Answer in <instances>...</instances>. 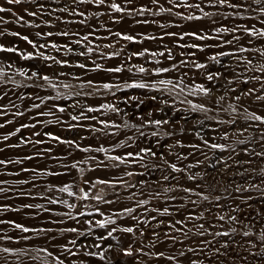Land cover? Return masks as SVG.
I'll return each instance as SVG.
<instances>
[{
    "label": "snow or ice",
    "instance_id": "snow-or-ice-1",
    "mask_svg": "<svg viewBox=\"0 0 264 264\" xmlns=\"http://www.w3.org/2000/svg\"><path fill=\"white\" fill-rule=\"evenodd\" d=\"M24 2L25 0H5L7 5H20ZM29 2L35 5L36 10L25 8L26 16L40 18L42 23L26 20L24 15H19L11 7L3 5H0V13H11L17 24L23 23L30 28L41 29L42 25L51 27V19H43L47 16L66 26L78 24L86 27L88 31L86 34H81L80 31H72L68 27L55 33L38 30L35 32L37 38L53 36L68 38V42L65 43L54 41L39 43L30 39L28 35H22L18 31L9 32L7 28H3V25H7L11 21L0 15V29H2L0 37L5 35L18 37L34 50L21 51L16 46H5L0 43V52L14 53L25 61L40 58L44 62L43 68L29 70L24 67H16L10 57L7 61H0V100L5 99L9 92L28 88L32 90L30 94L19 92L16 98L20 101L25 99L39 101L32 103L30 108L24 110H19L20 105L10 101L11 108L17 109L11 112L13 117H24L25 112L37 110L35 116L29 117L34 122H19V126L15 127L14 131L0 137V140L7 142L10 137L21 133L18 143L6 146L20 148L22 145H31L35 157L25 155L22 159L16 160L0 159V165H22L24 161H32L34 158L41 157H47L54 161L71 159L70 164L61 163L59 165L63 169L62 171L22 167L17 172L7 174L19 176L20 172H23L32 173L34 176H50L59 179L71 175L72 170H75L79 174L78 178L73 177L71 180H59V182L48 181L45 191L38 195L34 196L31 191H20L19 196L30 200L43 199L47 201L48 205L62 204L68 209H77V211L75 214L71 211L53 212L51 207H46L42 203H24L20 207H13L10 203H0V214L19 213L21 209L42 210L51 214L48 218L49 225L65 224V220L62 218H52L54 215L67 217L76 225L83 224L86 227L83 229L77 226H63L58 229L52 226L37 227L28 226L25 222H18L16 219L0 218V225L6 226L0 227V264H90V260L85 258H95L104 264H114V261L120 257L133 258L135 264H151L153 260H165L171 264H206V262L207 264H225L226 259L231 261V264H249L250 260L253 264H264V227L258 232L254 230L256 223L264 221V212L259 209L254 210L260 219L248 221L247 218L251 217L253 212L245 211V209L252 208L253 190L261 200H264V168L249 170L244 165H250L251 159L241 160L239 158L243 154L246 157L264 159V0H166L167 7L164 6L162 0H139V2L138 0H70V3L65 0L64 6L58 7H52L51 3L61 5V0H51V3L49 0H43V2L29 0ZM77 5H96L105 8L106 11L79 10ZM154 9L157 10L154 11ZM174 9L188 10V13L185 14L180 10L174 11ZM206 9H215V11ZM56 12L62 15L53 17V13ZM163 13H167L169 17H180L186 21L207 20L208 23L206 26L179 33L166 30L159 36L144 33L134 35L123 31L113 32L111 29H107L104 24L99 27L106 28L109 36L118 37L119 41L135 44H142L143 41L163 42L165 38H172L176 48L189 50L181 51L179 58L174 54V48L163 43L160 45L163 50L142 47L140 50L133 51H128L126 47L119 44V41L95 44L91 37L107 40L108 36L97 37L98 28L95 25L87 24L89 16L107 15L109 20L114 23H120L125 18L141 17L142 19H135V23L157 24L158 28L166 29L174 22L170 21V24L158 23L155 19L149 20L146 15L160 17ZM244 13L249 15L245 16ZM63 14L81 19H68ZM233 17L245 22L228 26L227 21ZM248 21H255V23L249 24ZM174 26L180 27V25ZM212 33H216V35H212ZM221 34H230L231 38ZM186 38H190L192 42H185ZM208 41L215 43L208 44ZM73 45L77 47H73ZM81 46L83 50H77ZM226 48L227 50H225ZM46 49L54 50L57 53L63 52V55L58 58L56 55L46 54L44 51ZM98 49L105 51L98 52ZM109 49L111 51H106ZM206 49L217 50L209 54L205 52ZM197 52L201 54L200 57L197 56ZM72 56L83 57L85 60L89 56H96L100 60L119 58V62L115 66L106 67L97 62V59H93L92 66L89 67L88 63L80 62V60L73 63ZM205 56L206 59H202ZM221 57L229 58L228 63H222ZM135 58H144V62L133 63ZM212 64H219L221 67L213 70ZM55 66L80 69L83 70V74L57 72ZM88 72L113 74L115 82L87 78ZM124 72L130 74L127 79L116 75ZM16 76L24 78L28 83L15 79ZM197 77L203 82H197ZM71 81H77V83L73 84ZM47 89L53 90L55 96L41 97L38 94L40 90L46 91ZM73 89L78 90L73 91ZM122 89H145L149 92L159 93V95H150L144 99L137 96L125 97L123 100L125 104L135 102V107L140 109L146 100H151L164 107L153 108L145 114L136 115L135 120L119 107L121 102L119 99L116 103L101 102L98 106L81 105L77 100L75 104L68 107L52 103L47 111L41 108L46 101H55L60 98L67 100L72 96L89 97L100 95L102 91L111 93V96L116 98V91ZM166 97H171V100ZM188 97L203 99L201 102H194ZM226 101L228 103L225 106ZM177 103L186 106L183 109H177V111L203 114L204 118L196 121V124L200 126L199 129L194 131L199 143L194 142L186 145L180 139H176L175 144L164 145V151H159L161 139L174 137L176 126L180 127L181 133L186 130L179 121H176L173 128L169 130L167 126L172 124L171 119L154 118L155 113L163 112L166 107L175 108ZM246 104H257L259 107L252 108ZM8 108L9 105L0 104V117L9 115ZM69 108L77 109L78 114H73ZM57 113L66 114L69 120L78 123H68L67 120L57 116ZM108 113L122 115L127 119H124L122 123H117L107 115ZM209 113H213V115H208ZM222 113L228 114L230 118H221ZM37 117H53V119L40 120ZM240 117L245 121V126L242 129H236L233 133L237 136L235 140H232L227 128L223 130L222 135L218 134L209 138L204 134L205 127L213 132H218L214 125L235 126ZM181 119L185 120V123L187 122L185 117H181ZM81 121L95 123L86 126L79 123ZM206 121H213L214 125H206ZM5 124L12 125L13 120L5 119L4 123H0V129H3ZM40 124H64L68 129L87 127L91 132L99 134L95 137L97 141L103 136L105 138L117 137L118 142L112 143L110 147H106L103 143H99L98 146L92 144L83 146L76 139H65L49 131H35ZM22 129L33 130L32 137L36 138H25ZM249 129H253L258 135H250L246 139L238 138L249 132ZM129 132L132 134H128ZM121 135L126 139H119ZM148 137L157 138L155 147L143 144V141ZM79 139L85 140L87 137L81 136ZM218 140L225 142H216ZM49 141L56 145H66L68 149H75L80 153H102L103 159H99L96 155H87L83 159H77L72 156L71 151L62 156H56L53 154L51 145L43 149L37 147L48 144ZM246 143L258 145L261 150L256 151L254 147L248 146L237 150L236 145H246ZM133 146H135V150H127L122 155L112 154L116 149H128ZM177 146L190 148L192 151L174 153L173 149ZM2 151L3 148H0V152ZM209 152L213 155L217 152L221 154L216 158L217 175L212 177L211 182L197 183L195 187L181 183L185 179L194 182L206 181L207 174L199 171L193 172V169L212 159ZM226 153L227 155H225ZM198 155L203 156V159L195 158L194 163L189 162L180 166V163L188 161L190 157H198ZM173 156L176 162L169 159ZM106 161L112 162L111 165ZM133 165L137 166L139 170H125L112 179L99 176L93 179L88 175V173L101 169L106 170L109 166L119 171L121 166L131 169ZM208 166L211 167L210 164ZM233 167L237 168L235 175H239L240 180L244 181L247 186L235 182L233 177H227V173ZM241 167H243V171H239ZM154 171L160 172L161 175L151 183L143 178L151 177ZM172 173L183 175L177 177ZM254 175L256 178L250 180L249 177ZM135 177H140V179L134 180ZM6 183L8 182L0 180V185ZM15 183L19 185L31 184L32 188L37 186L34 180L29 179H18ZM165 184H170V186H165ZM154 185L161 190H155ZM11 191L10 188L0 187V194ZM216 191H221V194L213 196L212 192ZM52 192L66 194L81 202L95 201L97 205H121V207L108 214L99 206L94 207L92 211H80L77 203H70L69 200L62 197L53 198L50 195ZM174 192L185 194L180 197L181 202L176 205L174 211H170L168 206L147 207L151 200H159L162 194ZM193 195L199 199L192 200L191 196ZM144 196L147 198H138ZM222 197L225 203L229 199L232 201L231 204H227V211L224 210V203H221ZM5 198L10 199L7 196ZM177 199L176 195L167 196V200L177 201ZM124 201H131L134 206H128ZM203 202H208L209 207L199 211L198 215L195 207L192 209L187 207L188 204L193 206L200 204L203 207ZM141 208L144 209V213L138 215V209ZM213 208L216 211L212 219L209 220L206 213H211ZM153 212L157 215H151ZM96 215L100 218H95ZM31 216L33 219L36 218L38 212L32 213ZM85 216L89 218L78 219V217ZM144 216L148 218H143ZM125 217L133 223L127 226L120 223L119 221H123ZM195 221L203 222L195 223ZM225 225L229 226L227 230L213 231L217 228L223 229ZM162 227L166 229L163 232L160 231ZM96 229L104 231L97 234ZM149 231L151 232L150 236L148 235ZM66 233L76 234V238L67 239L66 243L61 242L59 238H63ZM127 234H131L137 239L125 246L120 237ZM208 236H211L212 239H207ZM236 236H240L241 240L237 241ZM218 237L227 239L221 241L217 239ZM41 238L44 241L43 244L29 243ZM80 238H83V243L80 242ZM145 239H147V244H145ZM113 241L115 243H112ZM137 243L138 246H136ZM166 243L168 248L164 251L159 250V246ZM177 245L183 247L177 248ZM113 250L114 255H109ZM144 257L147 259H143ZM201 257L203 258L201 259Z\"/></svg>",
    "mask_w": 264,
    "mask_h": 264
},
{
    "label": "rangeland",
    "instance_id": "rangeland-1",
    "mask_svg": "<svg viewBox=\"0 0 264 264\" xmlns=\"http://www.w3.org/2000/svg\"><path fill=\"white\" fill-rule=\"evenodd\" d=\"M41 2H43V0H41ZM49 2L51 3V0H49ZM64 2H65V0H61V5L51 3V6L52 7L64 6ZM68 2L70 3V0H68ZM138 2H139V0H138ZM162 3L164 4L165 7L168 6L166 0H162ZM0 5H3L4 7H11L14 12L18 13L19 15H24L26 20H32L33 23H42V20L40 18H31V17L26 16V14L24 12L25 8H28V9L33 10V11L36 10L35 5L30 3L29 0H25V2L20 4V5H7L5 3V0H0ZM76 7L79 10H85L86 9L89 12L106 11L105 8H100L96 5H77ZM155 10H157V9H154V11ZM177 10L184 11L185 14L188 13V10L174 9V11H177ZM206 10L215 11V9H206ZM0 15L4 16V18L6 20L11 21L7 25H3V28H7V30L9 32L18 31L22 35H28L30 39H33L34 41L39 42V43H44V42H49V41H54L57 43H65V42H68V38L56 37V36H53L51 38H49V37L37 38L35 36V32L38 30H42L44 32L52 31L55 33L56 31H63V30H65L66 27H68L72 31H80L81 34H86V32L88 31V29L86 27L80 26L78 24L66 26L63 23L57 22L54 18H49L47 16L43 17V19H51V25L52 26L48 27V26L42 25L41 29H36L34 27L30 28L27 25H24L23 23L17 24L15 22V18L11 15V13H0ZM57 15H62V14L59 12L53 13V17H55ZM146 15H147V18L149 20L155 19L158 21V23L170 24V21H171V22H174V24L170 25L166 29H160L157 27V24H137V23H135V19H142L141 17H136L135 19L125 18L120 23H114V22L109 20V17L107 15H104L101 17L89 16L88 20H87V24L88 25H95L98 28V31L96 33L97 37L98 36H108L107 40H101V39H97L96 37H91L94 40L95 44H104V43H112L115 41H119L118 37L109 36V33L106 30V28L111 29L113 32L114 31H123L126 33L134 34V35L138 34V33H144V34H148V35L159 36L160 34H162L163 31H166V30L179 33L182 31H190L193 29H197L201 26H206L208 23L207 20H204V21H186V20H183L180 17H176V16L169 17L167 13L161 14L160 17H153L151 14H146ZM244 15L247 16L249 14L244 13ZM63 16L65 18H68V19H81L80 17L68 16V14H63ZM244 22L245 21L242 19H239L237 17H233L232 19L227 21V25L232 26L234 23H244ZM248 23L249 24L255 23V21H248ZM101 24L106 25V28H100L99 26ZM174 25H180V27H175ZM257 26L259 27L258 24H257ZM0 30H2V29H0ZM212 35H216V33H212ZM221 35H225V36H228V38H231L230 34H221ZM185 42L191 43L192 41L190 38H186ZM0 43L5 44V46H16L21 51H34L31 48V46L28 45L25 41L19 39L18 37H14L11 35H5L3 37H0ZM161 43L167 44L169 47L174 48V54L177 56V58H179V53L181 51H185V52L189 51L187 49L176 48L175 47V41H173L172 38H165V40L163 42H160V41H143L142 44H135V43L125 42V41H119V44L122 46H124L125 44L128 45V51L140 50V49H142V47H148L151 50H157L158 48H159V50H163V48L160 47ZM200 43H203V42H200ZM207 43L213 44L215 42L214 41H208ZM73 47H77V46L73 45ZM77 50H83L82 46L80 48H78ZM216 50L217 49H206L205 52L210 54L211 52H214ZM225 50H227V48ZM44 51L46 54L56 55L58 58H60L63 55V52L57 53L51 49H46ZM97 51L99 52V51H105V50L104 49H98ZM106 51H111V50L109 49ZM245 55H247V54H245ZM197 56L200 57L201 54L199 52H197ZM9 57L11 58V62L14 63V65L16 67H24V68H28L29 70H39L40 68L44 67V62L40 58L25 61V60H21L14 53H2V52H0V61H7V59ZM71 59H72L73 63H75L76 60H80V62L88 63L89 67L92 66L91 61L93 59H97V62L104 64L106 67L115 66L119 62V58H116L114 60H100L96 56H89L87 60H85V58H83V57H76V56H72ZM202 59H206V56L202 57ZM220 59H221L222 63H228V60H229V58H225V57H221ZM132 62L133 63H143L144 58H135ZM48 63H51V62H48ZM147 66L150 67L151 65H147ZM211 67L213 70H216V69H219L221 67V65L212 64ZM55 68H56L57 72L64 71V72H76L78 74H83V70H80V69L60 68L59 66H55ZM49 71H51V70H49ZM116 75L123 77L124 79H127L130 74L127 72H124V73L116 74ZM87 78H95L97 81H103V82H108V81L115 82V77L113 76V74L104 73V72H96V73L88 72ZM137 78H139V77H137ZM15 79L21 80L24 83H28L27 81L24 80V78L19 77V76H16ZM68 79H70V78H68ZM71 82L73 84L77 83V81H71ZM197 82H203V81L199 77H197ZM236 86L239 87V85H236ZM76 90H78V89H73V91H76ZM31 91L32 90H30L28 88L16 89L14 92H9L8 96L5 99L0 100V104L9 105V108H8L9 115L7 117H0V123H4L5 119H12L13 120L12 125L5 124V127L3 129H0V137H2L3 135H6L10 131H14L15 127L19 126V122H24V123L34 122L33 120L29 119V117L35 116V113L37 110H32L31 112H25L24 117H13L11 115V112L16 111L17 109H12L10 106V103H9L11 101L13 103L19 104L20 105L19 110H24L25 108H30L32 103H34V102L38 103L39 101L33 100V99H25L24 101H20L19 99L16 98V96L19 92H24V93L30 94ZM61 91H64V90L61 89ZM113 91H115V90H113ZM38 94L41 97H43L45 95L55 96V92L51 89H47L46 91L40 90L38 92ZM150 95H159V93L149 92L148 90H145V89H122L120 91H116V98H113L111 96V93L102 91L100 95H93V96H89V97L72 96L67 100L60 98V99H57L55 101H46L45 105H42L41 108L44 111H47L48 108L51 107L52 103H56L58 105L68 107L69 105L75 104L77 100L80 101L81 105L89 104L91 106H98V104L101 102L116 103L117 99H119L121 101L119 103V107L123 111H126L129 114V116H131L133 118V120H135L136 115L145 114L150 109L164 107V106L159 105L155 102H152L151 100H146L145 104L142 105L140 109H137L135 107V102L125 104L123 102L124 98L130 97V96H137V97L144 99L145 97H148ZM166 98L171 100V97H166ZM181 98H183V97H181ZM188 98L193 99L194 102H201V100L203 99V98H197V97H188ZM227 103H228V101L225 102V106L227 105ZM246 106H250L252 108H258L259 107V105H257V104H251V105L246 104ZM185 107H186L185 105H180L179 103H177L175 108L166 107V108H164L163 112L155 113L154 118H168V119L172 120V124L167 126L169 130H171L173 128V125L176 124V121H179L180 125H182L186 129L183 133H181L180 127L176 126V135L174 137H171V138L165 137V138L161 139V147H160L159 151H164V147H163L164 145L175 144L176 139H180L186 145L190 144V143H194V142L199 143V141L197 140V138L194 135V131L199 129L200 126L198 124H196V121L198 119H203L204 118L203 114L191 113L190 111L185 112L183 110L177 111V109H183ZM69 111H72L73 114H78V110L75 108H69ZM56 115L60 116L63 120H67L68 123H72V124L78 123V122L69 120L66 114L57 113ZM89 115H94V114H89ZM95 115H99V114H95ZM107 115H109L117 123H122V121L124 119H127V117H124L122 115H115V114H111V113H108ZM208 115H213V113H209ZM181 117H185L187 122L185 123V120L181 119ZM37 118L40 120L53 119V117H37ZM221 118L228 119L230 117L228 116V114L222 113ZM79 123H82V124L87 126L90 124H94L95 122H93V121H81ZM207 124H213L214 125V122L213 121H206V125ZM97 126H99V125H97ZM214 126L217 127L218 132H213L208 127L204 128V134H206L207 137L210 138V137H212L214 135H218V134L222 135L223 130L225 128H227L229 135L232 137V140H235V139H237V136L233 135V133L236 131V129H242L245 126V121L243 120L242 117H240L235 126H227V125H214ZM32 131L33 130H31V129H22V134L25 138L31 137L32 139H35L36 137H32ZM35 131H39V132L49 131V132H53L54 134L60 135L65 139H76L83 146H87L89 144H92L93 146H98L99 143H103L106 147H110L112 145V143L118 142L117 137L105 138L103 136H101V139L99 141H97L95 139V137L99 134L91 132L87 127L68 129L66 127V125H64V124H59V125H57V124H48V125L40 124L37 126ZM128 134H132V133L129 132ZM250 135H258V133H256L253 129H249V132L244 133L243 135H240L238 138L239 139H246V137H248ZM20 136H21V133H17V135L15 137H10L9 141H7V142L0 140V148H3V151L0 152V159L16 160V159H22L25 155H33L35 157V152H34L33 146H31V145H22L20 148H10V147L6 146L7 144L18 143ZM81 136H85V137H87V139L80 140L79 138ZM40 138L45 139V140L47 139L46 137H40ZM119 139H126V137L121 135L119 137ZM156 139L157 138L148 137L147 140L143 141V144H150L151 146L155 147ZM216 142L224 143L225 141L218 140ZM229 142H231V141H229ZM49 145H51L53 147V154L56 156H62V155H65L67 152L71 151L72 156L77 158V159H83L87 155H96L99 159H103L102 153H87V154L80 153V152L76 151L75 149H71V150L68 149V147L66 145H56L54 142H51V141H49L48 144L39 145L37 147L39 149H43L44 147H47ZM141 146H143V145H141ZM245 146L254 147L256 151L261 150V148L255 144H247L246 143V145H236L238 151L240 148L245 147ZM127 150H135V146H133V148H128V149H124V148L116 149L115 152L112 154L122 155ZM189 151H192V150L190 148H181L179 146H177L173 149L174 153H181V152L187 153ZM208 154H209V156H212V159L209 161H206L204 165H201L198 168L193 169V172L199 171L201 173L207 174L206 181H199L198 180V181L194 182V181H187L185 179V180H182L181 183H183L189 187H195L197 183L203 184V183L211 182L212 177L217 175V173H216V167L217 166L215 163L216 158H218L221 154L219 152H217L215 155H213L211 152H209ZM225 155H227V153ZM195 158L203 159V156L198 155V157H190L188 161H184V162L180 163V166H183V164H186L189 162L194 163ZM239 158L241 160L251 159L252 163L250 165H244V167H248L249 170H251L252 168H256L257 170L259 168H264V159H260V158H256V157H246L243 154H241ZM169 159L172 162H176L174 159V156L169 157ZM71 162H72L71 159H68L65 161H54V160L47 158V157H41V158H34L32 161H24L22 165H18V164L0 165V180L8 182L6 184L0 185V187L12 189V191L9 193L0 194V203H10V204H12L13 207H20V205H22L24 203H42V204H45L46 207H51L53 209V212H69V211H71L73 214H75L77 209H68L66 206H64L62 204L48 205L47 201L43 200V199L38 198L36 200H30L26 197L19 196L20 191H23V192L31 191L34 196L38 195L40 192L45 191L46 182H48V181L59 182V180H65V181L71 180L73 177L78 178L79 174L75 170H72L71 175H66V176L61 177L59 179L56 177H50V176H41V175H35L34 176L32 173H22V172H20L19 176L7 174L10 172H17L22 167H28L30 169L34 168V167L37 169L48 168V169L55 170V171H62L63 169L61 167H59V165L61 163H69L70 164ZM106 163L111 165L112 162L106 161ZM209 164L211 165V167L208 166ZM125 170H139V169L135 165H133L131 169H128L125 166H121V169L118 171V170L111 168L109 166V168L106 170L101 169L97 172L88 173V175H90L93 179L97 176H99L101 178L112 179L116 176H119L121 174V172L125 171ZM239 171H243V167H241L239 169ZM169 172H170V170H169ZM235 173H237V168L233 167L227 173V177H233L235 182H240L242 185L247 186L244 184V181L240 180L239 175H235ZM165 174H168V173H165ZM160 175H161L160 172L154 171L153 175H151V177L145 176L143 178L145 180H148L149 183H151L152 180L157 179ZM172 175L180 177L183 174L172 173ZM257 175H258V171H257ZM255 178H256L255 175L249 177L250 180L255 179ZM18 179L34 180L37 186H36V188H32L31 184L19 185V184L15 183V181ZM171 183H174V182H171ZM225 183H226V180H225ZM165 186H170V184H165ZM153 187L157 191L161 190L160 188L156 187L155 185ZM220 194H221V191L212 192L213 196L214 195H220ZM50 195L53 198L62 197L63 199L69 200L70 203H77L79 206V210L85 211V212L92 211L94 209V207L99 206L106 214H108V213L112 212L113 210H118L121 207V205H112V206L97 205L95 201L81 202V201L74 200L72 197H68L66 194H61L58 192H52ZM168 195H176L178 198L177 201L167 200ZM6 196L10 197V199H6L5 198ZM182 196H185V194L179 193V192H174L171 194H162L161 197L159 198V200H156V199L151 200L150 204L147 207L151 208V207L159 206L162 208L164 206H168L170 211H174L176 205L181 202L180 197H182ZM253 197H254V199L251 202L252 208L251 209H245L246 212L247 211L253 212L252 216L247 218L248 221H256V220L260 219L259 217L256 216V213L254 210L259 209L261 212H264V200H261L260 197L255 194V190H253ZM138 198H147V196L138 197ZM191 199L192 200H198L199 198L196 197L195 195H193V196H191ZM124 203L127 204L128 206H134L133 202H131V201H124ZM221 203H224V210L227 211L228 210L226 208L227 204H231L232 201L229 199L225 203L224 199L222 197ZM85 205H87V207H85ZM208 206H209L208 202H203V207H201L200 204H197L196 206H193L191 204L187 205L188 209H192L193 207H195L197 210V215L199 214V211H203ZM215 211H216V209L213 208V211L211 213H206L207 219L211 220ZM37 212H38V216L33 219L31 214L37 213ZM143 213H144L143 208L138 209V212H137L138 215H142ZM50 215H51L50 213H45L42 210L21 209V211L19 213H14V212L2 213V214H0V218L16 219L18 222H25L28 226L47 227V226H52V225L48 224V218ZM151 215H157V214L155 212H153V213H151ZM52 218H54V219H61L62 218L65 220L64 225L52 226V227H56L57 229L59 227H63V226H67V227L77 226V227H80L81 229L86 227V225H83V224L76 225L73 221L69 220L67 217H56L53 215ZM88 218L89 217H87V216L78 217V219H81V220L88 219ZM95 218L98 219L100 217L98 215H96ZM143 218H148V217L144 216ZM158 219H161V217H158ZM119 222L126 225V226L131 225L133 223L127 217H125L123 221H119ZM201 222H203V221H195V223H201ZM189 226H191V225H189ZM232 226H236V225H232ZM0 227H6V226L0 225ZM228 227H229L228 225H225L223 229L217 228V229H213V231H215V230H227ZM262 227H264V221H261L260 223H256L254 225V230L258 232ZM165 230L166 229L163 227L160 229L161 232H163ZM95 231L97 234H99V233L103 232L104 230L96 229ZM41 235H43V234H41ZM117 235L119 236V234H117ZM148 235L149 236L151 235L150 231L148 232ZM71 238H76V234L66 233L63 238H59V239L61 240V242L66 243L67 239H71ZM120 238H121L122 242H124L125 246H127V243H131L137 239L136 237H133L131 234L124 235ZM194 239H198V238H194ZM207 239H212V237L208 236ZM217 239L223 241L224 239H227V238L218 237ZM235 239L237 241H239V240H241V237L236 236ZM80 242L83 243V238H80ZM29 243L43 244L44 241L41 238V239L33 240ZM112 243H115V242L113 241ZM145 244H147V239H145ZM136 246H138V243ZM192 246H194V245H192ZM217 246H219V245H217ZM167 248H168L167 243L159 246V250H161V251H164ZM177 248H180V247L177 246ZM146 250H148V249H146ZM109 255H114V250H113V252H110ZM189 255H192V254H189ZM202 258L203 257H201V259ZM85 259H89L90 264H104V262L99 261L98 259H95V258H85ZM143 259L146 260L147 257H144ZM125 262H127V264H135V260L133 258H125V257H120L118 260H115L114 264H125ZM151 264H171V262H168L165 260H158V261L153 260L151 262ZM206 264H207V262H206ZM225 264H231V261L226 259ZM249 264H253V262L250 260Z\"/></svg>",
    "mask_w": 264,
    "mask_h": 264
},
{
    "label": "bare ground",
    "instance_id": "bare-ground-1",
    "mask_svg": "<svg viewBox=\"0 0 264 264\" xmlns=\"http://www.w3.org/2000/svg\"><path fill=\"white\" fill-rule=\"evenodd\" d=\"M121 44V43H120ZM124 47H126L127 49H128V45L127 44H125L124 45ZM93 138V137H92ZM94 139V138H93ZM114 139V138H113ZM125 149V148H124ZM123 150V149H122ZM118 151V150H117ZM23 173V172H22ZM153 175V174H152ZM4 176V175H3ZM140 179V177H135L134 178V180H139ZM209 207V206H208ZM227 208V207H226ZM246 211V210H245ZM249 218V217H248ZM253 220V219H252ZM187 243V242H186ZM178 247H180V248H182V246L181 245H177Z\"/></svg>",
    "mask_w": 264,
    "mask_h": 264
}]
</instances>
